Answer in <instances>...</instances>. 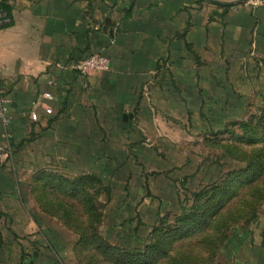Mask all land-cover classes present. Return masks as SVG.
<instances>
[{"label": "crops", "instance_id": "0c3cea01", "mask_svg": "<svg viewBox=\"0 0 264 264\" xmlns=\"http://www.w3.org/2000/svg\"><path fill=\"white\" fill-rule=\"evenodd\" d=\"M251 1L0 0L11 8L0 25V146L12 153L0 164V264H63L62 243L75 240L37 178L95 176L110 192L119 178L128 191L142 176L135 163L156 162L157 116L206 107L211 125L244 118L235 82L264 73V6ZM92 54L110 69H70Z\"/></svg>", "mask_w": 264, "mask_h": 264}, {"label": "rangeland", "instance_id": "374dc122", "mask_svg": "<svg viewBox=\"0 0 264 264\" xmlns=\"http://www.w3.org/2000/svg\"><path fill=\"white\" fill-rule=\"evenodd\" d=\"M252 73L235 82L246 121L211 125L206 107L157 116L156 162L135 163L142 176L128 191L119 178L110 193L101 180L77 193L79 177L34 180L64 204L50 210L75 237L62 243L63 264H264V73Z\"/></svg>", "mask_w": 264, "mask_h": 264}, {"label": "built area", "instance_id": "2783aa9c", "mask_svg": "<svg viewBox=\"0 0 264 264\" xmlns=\"http://www.w3.org/2000/svg\"><path fill=\"white\" fill-rule=\"evenodd\" d=\"M251 4L254 6H264V1H251ZM10 24V19L7 17L5 13H0V25H8ZM72 71L80 73L81 75H91L94 73L106 72L110 69V61L103 54H92L88 57L78 61L74 65L70 67ZM49 97L48 94L45 95ZM7 104L6 100H0V118L4 121L5 124L8 123L7 118ZM48 114H51L52 111L50 109L47 110ZM36 119V115L32 116ZM12 158V153L10 151V147L8 145L0 146V164L7 163Z\"/></svg>", "mask_w": 264, "mask_h": 264}, {"label": "trees", "instance_id": "16d2710c", "mask_svg": "<svg viewBox=\"0 0 264 264\" xmlns=\"http://www.w3.org/2000/svg\"><path fill=\"white\" fill-rule=\"evenodd\" d=\"M231 7V6H230ZM225 9H228V7H226ZM0 13H5L6 15H7V17L10 19V23H11V8L6 4V3H4V2H1L0 3ZM261 114H264V109L261 111ZM238 116H242V115H238ZM264 117V116H263ZM262 117V118H263ZM251 119H252V117L250 118V120L249 121H247V123H251ZM242 121H246V120H243V118H242ZM262 123H264V119H263V121H261ZM98 180H101L100 178H98V177H95V176H88V177H79L78 178V180H76L73 184L75 185V186H73L74 187V189H75V191H76V193H77V190L79 189L78 187L79 186H77V185H79V183H84L85 185L86 184H88L89 185V183L91 184V183H93L94 181H96V182H98ZM107 191H108V193H110V191H109V188H107ZM99 193V192H98ZM74 194V193H73ZM84 195H86V196H89V194L85 191L84 193H83ZM51 202H53L52 204H51V207H53V208H51L50 210H57L59 213H60V211L61 210H63V207H64V204L62 203V202H60V201H57V202H55L53 199H52V201ZM90 203V205H89V207H90V210L91 209H93V208H95L93 205H92V203L91 202H89ZM97 208V207H96ZM50 210H48V212L49 213H51L50 212ZM52 215H54L55 213L53 212V213H51ZM56 215V214H55ZM54 215V216H55ZM100 225L101 224H103V222H104V218H103V215L100 213ZM58 217H59V219H61V220H64V218H63V215H58ZM67 219V218H66Z\"/></svg>", "mask_w": 264, "mask_h": 264}, {"label": "water", "instance_id": "95a60500", "mask_svg": "<svg viewBox=\"0 0 264 264\" xmlns=\"http://www.w3.org/2000/svg\"><path fill=\"white\" fill-rule=\"evenodd\" d=\"M205 1H208L210 3H213V4L221 6V7H230V6L245 2L247 0H233L230 2H222V1H218V0H205Z\"/></svg>", "mask_w": 264, "mask_h": 264}]
</instances>
